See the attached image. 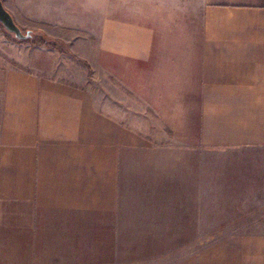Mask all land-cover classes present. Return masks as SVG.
<instances>
[{
    "label": "crops",
    "instance_id": "crops-1",
    "mask_svg": "<svg viewBox=\"0 0 264 264\" xmlns=\"http://www.w3.org/2000/svg\"><path fill=\"white\" fill-rule=\"evenodd\" d=\"M191 2L2 0L20 28L95 42L70 47L89 82L0 38V264H161L151 221L180 214L168 236L209 235L210 198L217 235H256L264 0ZM217 256L264 264V243Z\"/></svg>",
    "mask_w": 264,
    "mask_h": 264
},
{
    "label": "rangeland",
    "instance_id": "rangeland-1",
    "mask_svg": "<svg viewBox=\"0 0 264 264\" xmlns=\"http://www.w3.org/2000/svg\"><path fill=\"white\" fill-rule=\"evenodd\" d=\"M102 0H98V4ZM145 2L146 4H154L155 6L168 5V7L174 8V5L183 4L184 2H190V0H124L125 3L135 4L137 2ZM120 2V0H114V3ZM191 3H195V0H192ZM26 26V25H24ZM22 31H33L34 33H42L47 38L61 42L64 48V53L58 52L57 50L47 47V46H36L30 41L16 42L11 36L7 35V32L0 25V38L2 41L7 40L11 43H24L25 45H30L32 49L41 48L45 51H52L60 57L61 62L66 61L69 63L78 62L83 65L84 68H88L86 64L80 60L72 51L71 45L72 42L76 40H87L91 43L95 42V36L91 35L87 31L76 30V29H48V28H31V27H21ZM42 30L44 32H42ZM89 82H91V77H93L91 71L88 68L87 71ZM216 154H213L211 157L215 158ZM261 158V157H259ZM258 158V173L256 176V220L255 227L252 231L256 232V235L244 236V235H235V236H223L217 235L218 225L217 220L220 213L217 211V203L215 199L210 198L209 211L203 212L206 215V222L208 221V231L209 235H194L192 237H178L174 235H169L168 233L177 231V227L182 223L181 220H178L179 215H173L172 220H167L165 218H160L159 220H152L151 223L154 226L159 227V229H154V231L161 234L156 237V247L158 252H156V261H159L161 264H174L179 263L182 260L189 259L190 257H197L201 253L207 254L210 257V264H216L218 259V254L224 249L232 248H241L246 244H251L254 242L257 247H260L264 243V165H261V161ZM262 159V158H261ZM215 178V177H214ZM166 213L163 214L164 216ZM170 216L169 213H167ZM162 219V220H161ZM153 224H151L153 226ZM177 224V225H174ZM160 226H163L162 228ZM164 250L165 252H161ZM158 262V263H159Z\"/></svg>",
    "mask_w": 264,
    "mask_h": 264
},
{
    "label": "water",
    "instance_id": "water-1",
    "mask_svg": "<svg viewBox=\"0 0 264 264\" xmlns=\"http://www.w3.org/2000/svg\"><path fill=\"white\" fill-rule=\"evenodd\" d=\"M0 25L4 31L12 35L17 41H27L33 37L32 31H22L21 28L16 25L11 14L4 8L2 0H0Z\"/></svg>",
    "mask_w": 264,
    "mask_h": 264
},
{
    "label": "trees",
    "instance_id": "trees-1",
    "mask_svg": "<svg viewBox=\"0 0 264 264\" xmlns=\"http://www.w3.org/2000/svg\"><path fill=\"white\" fill-rule=\"evenodd\" d=\"M7 35L11 36V38H13L12 35H10L8 33H7ZM32 35H33V37L30 40H27V41H30L32 44H34L36 46H47V47H50V48L57 50L58 52L64 53L65 46H63L61 42L49 39L45 35H43L42 33H34L32 31ZM15 41L20 42L17 40H15Z\"/></svg>",
    "mask_w": 264,
    "mask_h": 264
}]
</instances>
